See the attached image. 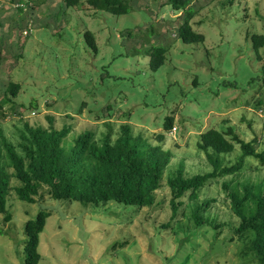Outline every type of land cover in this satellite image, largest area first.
I'll return each mask as SVG.
<instances>
[{"label":"rangeland","instance_id":"obj_1","mask_svg":"<svg viewBox=\"0 0 264 264\" xmlns=\"http://www.w3.org/2000/svg\"><path fill=\"white\" fill-rule=\"evenodd\" d=\"M129 1L132 9L114 14L87 0L76 6L36 0L26 13L0 0V99L10 81L20 83L0 111V139L5 135L20 150L25 122L70 125L67 140L86 130L98 140L109 131L116 138L129 124L135 135L174 153L150 207L54 199L47 189L28 203L10 190L11 220L0 213V264L25 263V223L41 210L50 216L40 233L39 264H259L246 261L242 242L232 240L240 218L223 189L232 175L206 185L196 201L183 196L177 215L167 178L181 165L187 177L211 170L198 146L211 128L232 127L264 151L263 61L253 47V36L264 35V0H192L190 24L205 35L204 42L177 35L186 11L168 0ZM87 30L96 36L97 52L87 43ZM150 41L167 48L158 69L150 65ZM259 51L264 56V46ZM166 117L173 120L167 131ZM163 131L165 140L159 141ZM241 152L236 144L233 152L221 154L222 164L234 163ZM0 153L6 162L1 142ZM246 164L240 180L264 176L259 159L248 157ZM207 199L216 200L201 212L206 221L197 224L193 211Z\"/></svg>","mask_w":264,"mask_h":264},{"label":"trees","instance_id":"obj_2","mask_svg":"<svg viewBox=\"0 0 264 264\" xmlns=\"http://www.w3.org/2000/svg\"><path fill=\"white\" fill-rule=\"evenodd\" d=\"M8 1L13 4L15 0ZM63 1L67 6H76L81 2V0ZM32 2L31 7L36 0ZM87 2L96 9L114 14L127 13L133 7L129 0H87ZM168 2L175 10L186 11L185 19L176 29L177 35L185 42H204L205 35L195 31L190 24L194 14L187 12V8L192 0H168ZM35 6L34 4L32 8ZM31 7L15 8L19 12L26 13ZM157 29L155 34L158 33ZM21 36L23 37L22 34ZM161 36L163 30L160 31ZM85 37L89 46L97 52L95 34L87 30ZM145 38L149 40L146 34ZM151 45L148 48L150 65L153 69H158L165 61L167 48L160 46V42L157 44L151 42ZM262 46H264V35L255 34L253 47L257 52L258 60L263 61L264 84V56L259 51ZM2 59L3 47L0 45V62ZM19 89V82L10 81L4 92L7 97L0 99V111H3L5 103L13 101L7 94L16 96ZM11 109H17L14 103ZM172 121L171 117H166L163 124L165 131L173 127ZM165 131L158 135L159 141L165 140ZM70 133L71 126L67 124L57 128L53 125L33 126L25 122L20 132V150L1 134L0 142L5 148L7 159L3 162L0 153V213L4 215L5 221L12 218L7 199L10 190H14L20 200L28 203L36 202L42 195V190L47 189L54 199H67L84 204L100 205L116 201L127 206H137L138 209L155 204L157 190L162 187L164 170L174 156L170 149H166L162 143L152 144L142 135H135L129 124L122 125L116 138H113L112 131H109L98 140L93 131L86 130L72 137V140H67ZM227 134H231L232 139H229ZM236 144H240L242 152L234 163L223 165L221 154L233 152ZM198 146L206 153L212 168L210 171L187 177L181 165L176 172L168 176L167 184L172 193L173 215L178 214L179 199L183 196L189 194V198L196 201L206 185L221 176L232 175V179L223 182L231 210L240 218V222L234 226L232 240L242 242L240 255L246 261L256 259L259 264H264V176L255 179L251 176L244 181L240 180L241 171L247 166L246 159L255 157L264 164V151H258L254 142L242 139L232 127H229L227 132L216 128L203 132ZM12 179L17 180L18 183L13 184ZM215 200L207 199L196 205L193 214L197 224L206 221L201 212L206 211ZM48 216L50 212L41 210L35 219L25 223L27 242L24 264L40 263V233L44 230ZM208 223L218 228L214 222L208 221Z\"/></svg>","mask_w":264,"mask_h":264},{"label":"built area","instance_id":"obj_3","mask_svg":"<svg viewBox=\"0 0 264 264\" xmlns=\"http://www.w3.org/2000/svg\"><path fill=\"white\" fill-rule=\"evenodd\" d=\"M32 3V0H15L13 4L15 7L27 9L31 7Z\"/></svg>","mask_w":264,"mask_h":264}]
</instances>
